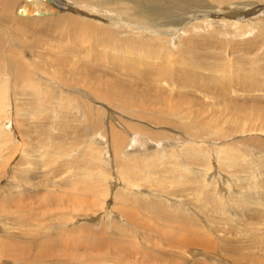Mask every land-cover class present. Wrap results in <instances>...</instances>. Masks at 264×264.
<instances>
[{
	"label": "rangeland",
	"instance_id": "1",
	"mask_svg": "<svg viewBox=\"0 0 264 264\" xmlns=\"http://www.w3.org/2000/svg\"><path fill=\"white\" fill-rule=\"evenodd\" d=\"M107 1L93 11L119 14L149 34L151 15L137 12L142 0ZM122 3L128 7L117 9ZM189 10L153 25L163 43L155 42L153 56L158 66H173L182 83L187 71L204 88L173 81L149 93L138 78L115 73L117 62L104 58L115 56L113 44L91 48L95 33L79 44L75 31L63 25L56 33L54 22L42 23L41 33L36 25L38 34L25 36L33 47L22 50L10 32L3 35L29 75L19 85L5 65L0 72V264H264V88L241 86L264 84V25L257 22L264 0ZM236 20L254 29L223 36ZM216 28L222 38H211ZM62 34L70 35L71 50L82 49L77 61L56 49ZM182 43L196 48L198 61L179 57ZM131 52L142 66L152 61ZM67 69L84 82L97 75L131 82V90L143 86L145 97L163 95L168 110L153 104L146 113L157 109L165 120L139 117L130 94L125 106L116 91L99 97L73 89ZM226 76L250 81L236 85ZM111 131L120 135L116 145Z\"/></svg>",
	"mask_w": 264,
	"mask_h": 264
},
{
	"label": "bare ground",
	"instance_id": "2",
	"mask_svg": "<svg viewBox=\"0 0 264 264\" xmlns=\"http://www.w3.org/2000/svg\"><path fill=\"white\" fill-rule=\"evenodd\" d=\"M68 1L66 0L65 2L61 3L62 1L60 0H0V72L4 70L2 69V67L3 65H5L6 68L8 69L7 73L12 74L15 78V81L19 85H21V83H23V80L26 79L29 75L26 68H24V63L22 62V60L16 58L19 52L12 49L10 45L7 46L6 44L7 42L4 40V37H3L4 34H7L8 32H10L14 36L13 41L14 42L18 41V44L17 43L15 44L16 48H18L19 50H22L21 47L23 48L24 47L29 48L30 46L33 47V44L29 43V39L26 38L25 36L27 34H38L36 32V29H37L36 25L39 27L40 33H41L42 23L54 22L56 24L52 25V27L55 28L56 33L59 31V29H60L59 34L62 32L63 25L68 26L70 30L75 31L76 36L74 37V40L72 41H76L79 44H83L87 40L88 42H90L89 41L90 39H86L85 35L87 33H95V35H91L92 40H91V43L89 44L91 48L94 47L96 42L102 45L113 44L115 56L107 54L106 56H104V58L117 62V64L113 65L115 67V73H116V70L124 71V73L122 74H127V75L129 74V79L131 81H136V78H138L141 84L147 85L148 87L147 90L149 93H152L153 91L154 93H156L158 91L157 90L158 84L167 83L169 85H172L173 81L176 82L180 86H183L185 84H193L197 88H204V85H206V83H203V82L197 83V81H194V80L191 81V74L189 73L188 75L187 71L185 73V78H188L189 82L184 84L182 83L181 79L179 78L177 74L178 72L173 68V66H169L163 63L160 66H158L153 56L154 55L153 50L159 46L160 47L163 46V43L161 41L156 40L157 39L156 34L157 33L159 34V32L157 33L154 32L155 30H154L153 25L173 21L174 20L173 16H178L179 14L177 11L179 10L184 11V10H189V9L190 10L197 9L199 7L207 6L215 2L221 3L223 2V0H142V2L144 3L143 5L139 4L140 11H137V12L151 15L150 17H148V21H147L148 22L147 24L151 25V26H148L149 34H147L146 29L144 30L140 26L139 27H137V25L133 26L131 23L129 24H131L132 26H128L127 24H125L126 22H122L120 20L122 18H120L119 14L114 13L115 16L111 17V13L104 10L103 8H101L98 11L96 9H95L96 11H93V7L95 8V6L97 5L104 6L110 3L109 1L107 2L106 0H68ZM116 7L117 9H122V8H127L128 6L126 3H122V4H118V6ZM60 8H62L61 10H63L64 8V10L57 12V9H60ZM56 12L57 14H55ZM94 12L95 13L99 12L97 13L99 14V16L95 14ZM105 12H108L110 15H107ZM171 13L173 14V16L170 15ZM255 18L256 17H254L253 19ZM210 21L214 22L213 19H211ZM240 21L242 20H236L233 23H230V27H228L227 31L222 30L221 32L218 28H216V30L213 29L210 32L212 34L211 38L215 39L217 35H219L220 37V35L223 34V31L225 32L223 36L227 34L228 37L229 36L239 37V36H242L243 34L252 32L254 27H252L250 23L244 22V24L241 25ZM207 22L208 21H205V26H207L206 25ZM257 22L260 23V25H264V19L262 17ZM8 24L11 26V30L9 29ZM123 24L127 26H123ZM136 24H140V23L137 22ZM129 27L131 30H129ZM47 30L49 29H46V31ZM140 31H143L146 34H142ZM260 32L263 35L264 29L260 30ZM162 34H166V33L164 32ZM167 34L172 35L173 33L167 32ZM174 34H177V33H174ZM59 36H60L59 42H60L61 47L56 48V49L60 51L61 54L62 53L67 54L68 58H73L77 61L78 59L77 55L79 54V51L82 49L75 48L74 50H71L69 47V42H68V38L70 37V35L63 36L62 34ZM141 36H144L143 38H144L145 43H143L139 39V37ZM155 42L158 43L159 46H157ZM5 46H7L8 48L7 50H5L6 49L4 48ZM131 48L137 51V55L139 57L145 58L147 61L150 57V59H152L151 63H148V65L150 66L148 67L147 64H146L147 67L146 65L142 66L144 65V63L140 61L139 59L134 58L133 52H131ZM148 48L152 49V51L148 50L149 52L146 54V50ZM176 48H177L176 53H178L179 57L186 58L187 64L189 61L191 62L198 61V57H200L199 56L200 54L194 51L196 48L193 50L190 44L182 43V46H179V48L178 47ZM88 51H91V49L89 48ZM97 55L98 53L95 55V57H98ZM118 56L123 57V58H131V59H121L122 62L120 63V59L118 58ZM85 60L87 64L90 67H92L91 62L88 61L87 59ZM71 62L72 61H68L67 65H72L74 67V64ZM67 67L68 66L59 67L58 73L59 74L65 73L64 70ZM66 71L71 73L70 80L75 86L73 89L79 90L78 88H80V90H83L82 89L83 87L84 88L83 91L88 92V93L90 92V93L97 94L99 97L110 95L112 92L116 91L119 94L120 98L122 99L121 101L122 104L125 106L131 105L130 104L131 100L127 99L128 95L130 94L138 102L140 113H137V111H134V112L136 114H139V117L147 118V119L149 118L150 120H153V121L154 120H157V121L165 120L164 119L165 117H163L157 109L151 110L152 112L151 114H149V116L146 113L147 109H154L153 104L162 105L163 95H161L160 97L159 96L156 97L150 94L151 97H149L150 95L148 93L147 94L148 97H145L143 95L144 93L140 94L142 92H146V89L143 86L141 87V90L139 88L131 90L130 88L131 82L122 81L124 84L117 85V84H113L112 82L110 83L107 81L103 82L101 80L102 78L97 75H93L92 80L88 82H84L87 80H84L80 74H77L74 71L68 70V69ZM131 73H134V74H131ZM91 74L92 72L91 73L88 72V76L90 78H91ZM226 77H227V80L230 81V83L234 81L233 83L236 85H239L244 80L247 82L250 81L246 79L245 77L241 79L240 78L238 79V77L236 76L235 77L226 76ZM192 78L194 77L192 76ZM103 80H106V79H103ZM227 80L224 79V81H227ZM254 83H257L258 85V83L260 82H254ZM241 86L246 87L249 90H262L264 88L263 87L264 84L261 87H257L256 85H253L252 83H248V85L241 83ZM209 87H216V85H209ZM153 88H156V89H153ZM120 91H126L127 94L121 95ZM135 94L142 95L143 98ZM158 94L160 95V93H157V95ZM115 105L119 107L122 106L121 103L119 102H118V105L117 104ZM162 106L167 108V110L169 108L165 105H162ZM111 134H112L111 139L113 141L111 140L110 141L112 143L114 142V144L116 145L115 141L120 137V135L117 134L115 131H111ZM118 145L120 144L118 143L117 146ZM116 151L117 150H115V152Z\"/></svg>",
	"mask_w": 264,
	"mask_h": 264
}]
</instances>
